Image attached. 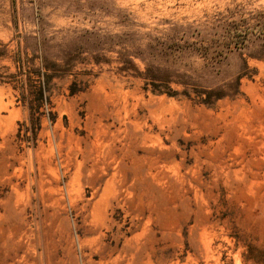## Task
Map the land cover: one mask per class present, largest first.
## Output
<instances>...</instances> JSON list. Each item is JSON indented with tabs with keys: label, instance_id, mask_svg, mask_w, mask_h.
Here are the masks:
<instances>
[{
	"label": "rangeland",
	"instance_id": "obj_1",
	"mask_svg": "<svg viewBox=\"0 0 264 264\" xmlns=\"http://www.w3.org/2000/svg\"><path fill=\"white\" fill-rule=\"evenodd\" d=\"M0 264H264V0H0Z\"/></svg>",
	"mask_w": 264,
	"mask_h": 264
},
{
	"label": "bare ground",
	"instance_id": "obj_2",
	"mask_svg": "<svg viewBox=\"0 0 264 264\" xmlns=\"http://www.w3.org/2000/svg\"><path fill=\"white\" fill-rule=\"evenodd\" d=\"M131 248V247H130ZM133 251V250H132Z\"/></svg>",
	"mask_w": 264,
	"mask_h": 264
}]
</instances>
